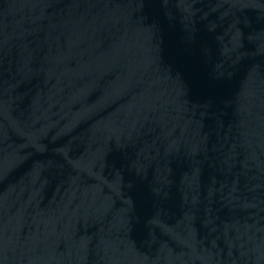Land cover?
Wrapping results in <instances>:
<instances>
[{"label":"water","instance_id":"1","mask_svg":"<svg viewBox=\"0 0 264 264\" xmlns=\"http://www.w3.org/2000/svg\"><path fill=\"white\" fill-rule=\"evenodd\" d=\"M0 264H264V0H0Z\"/></svg>","mask_w":264,"mask_h":264}]
</instances>
